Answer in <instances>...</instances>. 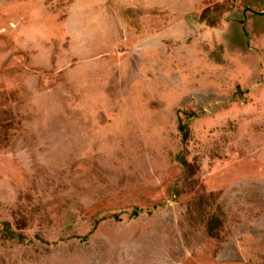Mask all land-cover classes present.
Here are the masks:
<instances>
[{
    "label": "rangeland",
    "instance_id": "obj_1",
    "mask_svg": "<svg viewBox=\"0 0 264 264\" xmlns=\"http://www.w3.org/2000/svg\"><path fill=\"white\" fill-rule=\"evenodd\" d=\"M0 264H264V0H0Z\"/></svg>",
    "mask_w": 264,
    "mask_h": 264
},
{
    "label": "flooded vegetation",
    "instance_id": "obj_2",
    "mask_svg": "<svg viewBox=\"0 0 264 264\" xmlns=\"http://www.w3.org/2000/svg\"><path fill=\"white\" fill-rule=\"evenodd\" d=\"M244 13L245 12H241V15L243 16L244 15ZM251 20H252V25H253V30H255L256 28H259L258 27V20H261V19H258V16H255V15H253V18H251Z\"/></svg>",
    "mask_w": 264,
    "mask_h": 264
}]
</instances>
